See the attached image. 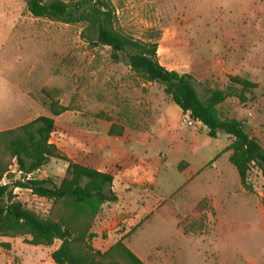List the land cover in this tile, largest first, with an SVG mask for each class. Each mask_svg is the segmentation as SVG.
<instances>
[{
    "label": "rangeland",
    "instance_id": "374dc122",
    "mask_svg": "<svg viewBox=\"0 0 264 264\" xmlns=\"http://www.w3.org/2000/svg\"><path fill=\"white\" fill-rule=\"evenodd\" d=\"M107 1L117 28L156 40L160 63L191 73L203 99L208 88L228 89L230 75L257 82L245 100L241 86H231L236 94L218 114L239 119L264 147V0ZM84 29L82 21L33 15L27 0H0V130L49 114L45 90L70 107L55 117L51 141L73 160L111 172L118 195L93 223L95 248L123 238L146 264H264L261 172L252 166L244 185L229 160L232 136L211 137L200 121L189 123L159 83ZM112 122L125 127L121 136L109 134ZM66 167L51 158L32 176L59 182ZM14 191L25 207L48 215L51 199ZM29 239L0 236L10 243L0 245V264H56L59 239Z\"/></svg>",
    "mask_w": 264,
    "mask_h": 264
},
{
    "label": "trees",
    "instance_id": "16d2710c",
    "mask_svg": "<svg viewBox=\"0 0 264 264\" xmlns=\"http://www.w3.org/2000/svg\"><path fill=\"white\" fill-rule=\"evenodd\" d=\"M28 10L35 16L85 23L84 36L110 46L115 52L128 57V64L142 77L159 83L182 112L207 127L211 137L219 131L233 137L228 149L230 162L236 167L241 182L247 185V174L252 166L264 177V147L251 136L236 118H220L218 106L228 96L236 94L231 86L240 85L239 97L245 100V90L257 82L240 75H230L231 86L224 90L208 88L203 99L193 81V75L169 69L160 63L156 40H141L117 28L113 6L107 0L66 2L65 0H27ZM50 97L49 114L15 127L0 130V236L30 235L29 243L60 244L51 252L56 264H146L124 241L116 240L102 251L93 245L96 233L93 223L103 205L118 201L113 189L114 175L73 160L51 141L55 117L70 110L57 97ZM123 125L115 122L109 127L110 135L121 136ZM51 158L67 164L63 178L56 182L51 177L37 178L32 174L45 166ZM22 174L13 178L15 171ZM30 175V176H29ZM9 178L4 181V178ZM16 187L30 189L34 194L52 200L48 215L40 216L17 199ZM9 248V242H0Z\"/></svg>",
    "mask_w": 264,
    "mask_h": 264
},
{
    "label": "built area",
    "instance_id": "2783aa9c",
    "mask_svg": "<svg viewBox=\"0 0 264 264\" xmlns=\"http://www.w3.org/2000/svg\"><path fill=\"white\" fill-rule=\"evenodd\" d=\"M194 120H195L194 118H190L189 123H192Z\"/></svg>",
    "mask_w": 264,
    "mask_h": 264
},
{
    "label": "crops",
    "instance_id": "0c3cea01",
    "mask_svg": "<svg viewBox=\"0 0 264 264\" xmlns=\"http://www.w3.org/2000/svg\"><path fill=\"white\" fill-rule=\"evenodd\" d=\"M117 202V201H116ZM105 206V204L103 205V207ZM102 251H104V250H102Z\"/></svg>",
    "mask_w": 264,
    "mask_h": 264
}]
</instances>
